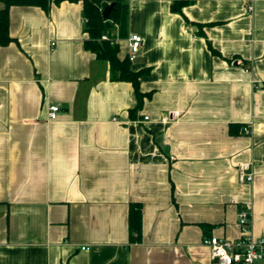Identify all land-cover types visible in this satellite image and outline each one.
Here are the masks:
<instances>
[{"label": "crops", "instance_id": "1", "mask_svg": "<svg viewBox=\"0 0 264 264\" xmlns=\"http://www.w3.org/2000/svg\"><path fill=\"white\" fill-rule=\"evenodd\" d=\"M127 1L119 57L142 38L132 70L148 72L140 90L150 94L134 116L132 83L85 49L82 2L10 9L0 264H219L203 241L240 238L244 206L264 237V0H192L182 12L174 0ZM170 112L179 118L165 124ZM246 162L252 184L239 182ZM132 203L140 243L129 240Z\"/></svg>", "mask_w": 264, "mask_h": 264}, {"label": "trees", "instance_id": "2", "mask_svg": "<svg viewBox=\"0 0 264 264\" xmlns=\"http://www.w3.org/2000/svg\"><path fill=\"white\" fill-rule=\"evenodd\" d=\"M63 1L71 3H83L84 31L89 39L85 42V49L94 53L97 59L106 61L110 65L111 79L132 83L138 100L137 107L131 112V116L142 107L145 95L141 93V78L147 73L143 70H132V62L129 56L125 59L119 57L120 47L114 35L118 30V37L125 38L129 28V3L127 0H0L4 9L0 11V46L6 47L13 42L10 35V9L14 6L38 7L49 12L53 3ZM111 3H115L114 11L109 20L103 18L104 9ZM192 3V0H174L173 10L182 12L183 8ZM106 35H109L106 36ZM107 37L106 40L103 37ZM211 50L212 47L210 46ZM214 53V51H212ZM129 240L131 243L142 242L143 212L139 203H132L128 215Z\"/></svg>", "mask_w": 264, "mask_h": 264}, {"label": "built area", "instance_id": "3", "mask_svg": "<svg viewBox=\"0 0 264 264\" xmlns=\"http://www.w3.org/2000/svg\"><path fill=\"white\" fill-rule=\"evenodd\" d=\"M103 39L106 40L107 37L105 36ZM141 44L142 38L139 35L134 34L129 37L130 61L135 60L136 55L140 51ZM246 71L250 72V68H247ZM59 112V106L50 107L49 118L51 120H56ZM178 118V112H170L163 118V122L167 124ZM144 119L148 121L150 117L146 116ZM243 133L249 135L251 129L245 127ZM238 176L239 182L252 184L255 178L253 164L251 162L240 164ZM237 223L241 232L240 238L231 240L211 236L203 241V244L210 250L211 259L219 264H261L264 261V237L257 239L252 233V218L249 206L241 208Z\"/></svg>", "mask_w": 264, "mask_h": 264}, {"label": "water", "instance_id": "4", "mask_svg": "<svg viewBox=\"0 0 264 264\" xmlns=\"http://www.w3.org/2000/svg\"><path fill=\"white\" fill-rule=\"evenodd\" d=\"M115 3H111L109 6H107L103 11V18L105 20H109L111 17V13L114 11Z\"/></svg>", "mask_w": 264, "mask_h": 264}, {"label": "rangeland", "instance_id": "5", "mask_svg": "<svg viewBox=\"0 0 264 264\" xmlns=\"http://www.w3.org/2000/svg\"><path fill=\"white\" fill-rule=\"evenodd\" d=\"M117 34H118V31H117ZM106 36H108V37H109V35H106ZM116 38H118V36H117Z\"/></svg>", "mask_w": 264, "mask_h": 264}]
</instances>
